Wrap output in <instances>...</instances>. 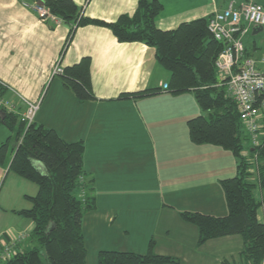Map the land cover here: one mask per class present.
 I'll return each instance as SVG.
<instances>
[{
    "label": "crops",
    "instance_id": "crops-1",
    "mask_svg": "<svg viewBox=\"0 0 264 264\" xmlns=\"http://www.w3.org/2000/svg\"><path fill=\"white\" fill-rule=\"evenodd\" d=\"M73 1L82 8L86 18L106 23L116 22L122 15L132 16L138 7V0ZM158 1L164 8L156 25L163 31L175 30L197 19H209L217 11L225 10L232 1L264 6V0ZM24 3L34 4L30 0H0V80L14 90L15 94L8 92L7 96L22 110L24 104L17 95L41 101L35 119L37 125L56 131L67 142L84 143L86 179L97 193L93 211H103L105 215L104 221L98 222L116 225L117 230L129 237L130 231L120 226L137 224L144 218L140 210L147 205L130 202V197L118 202L115 196L133 193L130 175L141 161L164 162L160 186L190 193L193 203L190 208L198 210L190 211L226 216L228 208L220 182L237 175V160L230 151L220 147L192 143L187 123L204 112L192 92L175 95L163 90L170 81V74L158 64L155 49L139 42H119L110 29L96 25L79 27L66 46L70 27L61 20H42ZM258 28L248 32L245 48L250 56L262 61L264 55L259 54L255 37H252L264 32V28ZM250 38L254 42L252 46L248 43ZM85 57L91 61L95 99L81 102L66 88L62 76L53 77L52 72L57 64L66 69ZM147 89L160 92L144 98L122 96ZM258 122V139L264 143L263 112ZM12 135L14 132L4 123L0 111V146ZM248 145L244 157L250 165V180L256 184L255 197L262 202L261 163L249 152L250 141ZM35 165L42 169L41 165ZM37 193L36 184L9 171L8 165L0 166V258L8 248L13 256L19 250L36 245L32 236L34 223L14 212L30 209L32 204L26 197ZM98 193L108 194L102 210L97 202ZM167 204L157 205V209L174 215L171 225L161 233L166 239L162 251H158L159 239L155 236L145 237V251H134V243L117 251L146 254L154 240L157 254L179 258L181 264L243 263L241 236L214 239L198 246L197 227L183 221L179 215L189 210L181 211V207ZM258 219L264 224V203L258 211Z\"/></svg>",
    "mask_w": 264,
    "mask_h": 264
},
{
    "label": "trees",
    "instance_id": "trees-1",
    "mask_svg": "<svg viewBox=\"0 0 264 264\" xmlns=\"http://www.w3.org/2000/svg\"><path fill=\"white\" fill-rule=\"evenodd\" d=\"M29 1V0H24ZM38 2V0H30ZM43 6L70 27L67 45L79 27L96 25L110 29L119 42L146 44L155 49L158 64L170 74L169 91L178 95L192 92L204 112L188 121L192 143L212 145L230 151L237 160V175L221 180L228 214L224 217L183 211V221L197 227L198 246L210 240L239 235L244 246L240 258L244 264H263L264 224L258 219L263 201L255 197L256 184L250 180V165L244 153L249 146L237 103L227 94L215 66L223 51L208 30L209 19L184 23L172 31L160 30L156 21L163 11L158 0H138L136 12L122 15L116 22L81 17L83 12L73 0H42ZM65 46V48H66ZM246 54L248 52L246 51ZM64 85L81 102L95 99L91 79L90 58L65 69ZM160 91L123 94L144 98ZM0 95L8 92L0 86ZM3 121L14 135L0 146V166L37 185L36 196H27L30 209L15 211L34 223L36 245L18 251L0 264H87L88 250L83 234V218L96 208L91 181L86 179L83 142L70 143L56 131L33 123L26 131L25 123L14 114L0 110ZM249 152L260 164L259 185L264 193V143ZM42 166V169L35 164ZM83 194V195H82ZM151 240L146 254L102 250L97 264H181V260L155 252Z\"/></svg>",
    "mask_w": 264,
    "mask_h": 264
},
{
    "label": "built area",
    "instance_id": "built-area-1",
    "mask_svg": "<svg viewBox=\"0 0 264 264\" xmlns=\"http://www.w3.org/2000/svg\"><path fill=\"white\" fill-rule=\"evenodd\" d=\"M42 20L54 22L60 19L50 13V10L34 4L24 3ZM84 14L82 12L81 17ZM255 27L264 28V6L258 3H236L232 1L225 10L217 11L209 18L208 30L214 39L223 44V51L216 60V68L220 77V85H225L227 94L236 101L243 127L250 138L253 147L262 144L258 139L260 112L264 115V59L256 60L246 54L245 37ZM65 69L57 64L52 76H63ZM0 86L7 92L15 94L14 90L0 80ZM165 84L163 90L167 91ZM24 104V109L8 96L0 95V110L17 115L26 125L25 131L35 123L41 101H30L17 95ZM8 248L2 260L11 257ZM244 264V263H241Z\"/></svg>",
    "mask_w": 264,
    "mask_h": 264
},
{
    "label": "rangeland",
    "instance_id": "rangeland-1",
    "mask_svg": "<svg viewBox=\"0 0 264 264\" xmlns=\"http://www.w3.org/2000/svg\"><path fill=\"white\" fill-rule=\"evenodd\" d=\"M260 36H262V40ZM252 37H255L259 47V54L264 55V32ZM248 43L252 46L254 43L253 39L250 38ZM136 166L133 174L130 175V186L133 193L128 195L124 193L117 194L115 195L116 201L128 200L130 197V202L142 203L149 206V208L146 206L140 210L142 215L145 214V216L137 224L131 223L120 226V228L130 231L129 237L124 235L122 231L117 230L118 227L116 225L100 224L98 221H104L105 215L102 213L103 211L86 212L83 219V234L84 238H86L85 243L88 250L87 264H97V256L102 249L117 251L126 249V244L134 243V251H143L145 248V241L143 240L146 236H155V238L159 239L158 251H162L161 248L166 247L164 243L166 239L165 235L161 233H163L165 227L171 225L173 214L157 209V205H162L166 202L168 203L167 205L172 204L181 207V211H198L190 208L193 207V203L189 198L190 193L176 192L175 188L166 185L164 187L160 186V177L164 178V162L141 161V163L137 162ZM168 171L174 173L173 170ZM167 174L170 173L167 172ZM92 194L96 198L97 193L92 191ZM106 196L108 194L98 193L99 199L97 202L101 206L100 210L106 204ZM176 211L178 212L179 210ZM161 243L163 245L160 246Z\"/></svg>",
    "mask_w": 264,
    "mask_h": 264
},
{
    "label": "water",
    "instance_id": "water-1",
    "mask_svg": "<svg viewBox=\"0 0 264 264\" xmlns=\"http://www.w3.org/2000/svg\"><path fill=\"white\" fill-rule=\"evenodd\" d=\"M38 3H39L40 6H43V2H42V0H38ZM258 29L262 30L261 27H259Z\"/></svg>",
    "mask_w": 264,
    "mask_h": 264
}]
</instances>
